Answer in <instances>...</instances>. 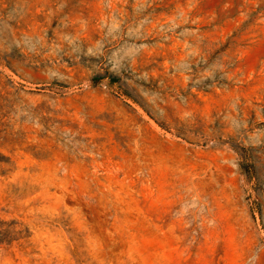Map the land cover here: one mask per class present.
<instances>
[{
    "label": "rangeland",
    "instance_id": "1",
    "mask_svg": "<svg viewBox=\"0 0 264 264\" xmlns=\"http://www.w3.org/2000/svg\"><path fill=\"white\" fill-rule=\"evenodd\" d=\"M0 221V264H264V0H0Z\"/></svg>",
    "mask_w": 264,
    "mask_h": 264
},
{
    "label": "trees",
    "instance_id": "2",
    "mask_svg": "<svg viewBox=\"0 0 264 264\" xmlns=\"http://www.w3.org/2000/svg\"><path fill=\"white\" fill-rule=\"evenodd\" d=\"M12 237L13 232L10 230L9 226L0 221V245L8 244V242L12 241Z\"/></svg>",
    "mask_w": 264,
    "mask_h": 264
}]
</instances>
